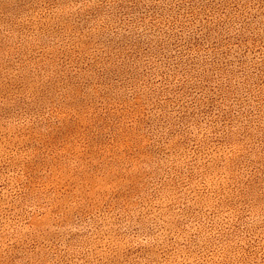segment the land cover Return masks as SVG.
<instances>
[{"label":"rangeland","instance_id":"rangeland-1","mask_svg":"<svg viewBox=\"0 0 264 264\" xmlns=\"http://www.w3.org/2000/svg\"><path fill=\"white\" fill-rule=\"evenodd\" d=\"M0 264H264V0H0Z\"/></svg>","mask_w":264,"mask_h":264}]
</instances>
